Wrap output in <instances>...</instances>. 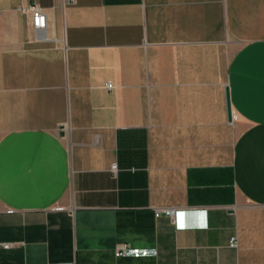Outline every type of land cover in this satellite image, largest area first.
Listing matches in <instances>:
<instances>
[{"label":"crops","instance_id":"0c3cea01","mask_svg":"<svg viewBox=\"0 0 264 264\" xmlns=\"http://www.w3.org/2000/svg\"><path fill=\"white\" fill-rule=\"evenodd\" d=\"M0 264H264V0H0Z\"/></svg>","mask_w":264,"mask_h":264},{"label":"built area","instance_id":"2783aa9c","mask_svg":"<svg viewBox=\"0 0 264 264\" xmlns=\"http://www.w3.org/2000/svg\"><path fill=\"white\" fill-rule=\"evenodd\" d=\"M69 2L75 3L76 0H68ZM28 11H29V18H30V24L32 25V27L35 30H41L42 28L45 29L47 24H46V20H47V15L44 11H42L41 6H39L38 4L36 5H32L31 7H28ZM105 86L109 89H113L112 87V82L107 81L105 83ZM111 168L113 170V172L116 174L118 171V167L115 163H111ZM165 212L167 214V216H170L171 219L176 222L174 213L175 210L174 209H165ZM159 213H156V216H158ZM237 236H231L229 238L230 240V245L234 246V248L238 247V239H236ZM131 250V244H129L128 242H124V243H118V245L115 247V256L116 257H121L124 256L126 253H128Z\"/></svg>","mask_w":264,"mask_h":264},{"label":"water","instance_id":"95a60500","mask_svg":"<svg viewBox=\"0 0 264 264\" xmlns=\"http://www.w3.org/2000/svg\"><path fill=\"white\" fill-rule=\"evenodd\" d=\"M230 93V88H229V85L226 86V92H225V95H226V101H227V112H228V120L231 121V119L233 118V114H232V108L230 107L231 106V96L229 95Z\"/></svg>","mask_w":264,"mask_h":264},{"label":"snow or ice","instance_id":"6c2138e0","mask_svg":"<svg viewBox=\"0 0 264 264\" xmlns=\"http://www.w3.org/2000/svg\"><path fill=\"white\" fill-rule=\"evenodd\" d=\"M203 226V225H202Z\"/></svg>","mask_w":264,"mask_h":264}]
</instances>
